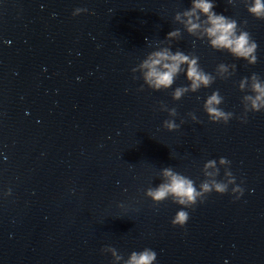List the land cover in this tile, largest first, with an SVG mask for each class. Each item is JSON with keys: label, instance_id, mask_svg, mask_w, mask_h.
<instances>
[{"label": "water", "instance_id": "water-1", "mask_svg": "<svg viewBox=\"0 0 264 264\" xmlns=\"http://www.w3.org/2000/svg\"><path fill=\"white\" fill-rule=\"evenodd\" d=\"M210 2L251 34L255 65L214 49L204 24L188 33L175 15L193 0H0V264H125L146 248L156 264H264V108L244 100L254 73L264 82V20L247 11L252 0ZM157 46L198 57L215 83L179 101L186 73L169 90L148 88L132 69ZM215 91L233 113L227 125L204 111ZM166 167L228 193L194 209L156 205L146 190ZM180 210L183 228L172 224Z\"/></svg>", "mask_w": 264, "mask_h": 264}, {"label": "clouds", "instance_id": "clouds-1", "mask_svg": "<svg viewBox=\"0 0 264 264\" xmlns=\"http://www.w3.org/2000/svg\"><path fill=\"white\" fill-rule=\"evenodd\" d=\"M216 4L210 0H193V5L190 10L183 13H177L175 19L184 23L182 17H187L185 27L189 34L195 35L204 24V33L210 40L211 46L217 51L227 50L237 60L247 61L250 65L257 63V49L258 44L253 40L251 34L243 29L238 28L236 20L226 17L222 14L218 15L214 8ZM87 9H76L74 16H78L80 12H86ZM247 11L256 19L264 20V0H252L247 5ZM200 14L207 19L201 21ZM195 18V19H194ZM247 23V22H245ZM180 35V30L171 31L167 40L171 41ZM160 42L159 44H162ZM158 44V45H159ZM158 47V50L151 52L146 59H144L137 67L133 68L134 78L135 73L142 74L144 84L153 91L160 92L166 91L173 87L177 77L186 73V78L190 82L189 86L176 87L172 93L173 99L179 101L189 91L196 93L202 88H209L215 83L213 75L206 73L199 64V58L185 54L177 50L173 52L171 47ZM183 66V67H182ZM186 66V67H185ZM235 67V65H233ZM222 71H227V66L224 64L219 65ZM248 79L245 77L240 82V88L243 90L248 84ZM253 81L251 91L253 95H247L244 100L251 102L250 109L247 111L253 113L262 112L264 108V82L257 74L251 76ZM143 90V86L141 87ZM224 98L220 95L219 91L213 92L207 97L204 104V111L213 123L223 122L225 125L233 118V113L224 111L220 105L223 103ZM161 110L168 112L170 117L178 115L175 108L169 109L166 105H161ZM192 115V114H190ZM246 117V116H245ZM193 119L196 120L193 115ZM183 122V121H182ZM242 122H247L246 118ZM164 128L168 131H178L179 125L175 123L174 119L164 121ZM220 163H231L227 158H220ZM215 161H209L204 166V175L211 177L212 173L207 169L214 168ZM162 182L155 187H149L146 190V195L154 204L159 205L167 200L181 206L182 209L195 208L198 204L204 203L207 196L215 192L219 195L228 193V184L217 181L215 179H205L197 188L193 179L185 176L172 167L163 168L161 171ZM219 169H217V175ZM229 183H235L236 178L231 174ZM233 191H239L240 195L236 197L239 199L244 195V189L239 186ZM190 217L189 213L185 210H180L172 220L174 227H185ZM116 255V253H113ZM123 259L122 256L117 255V260ZM157 253L150 248H146L140 252H132L130 258L125 261V264H156Z\"/></svg>", "mask_w": 264, "mask_h": 264}]
</instances>
